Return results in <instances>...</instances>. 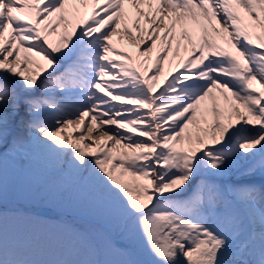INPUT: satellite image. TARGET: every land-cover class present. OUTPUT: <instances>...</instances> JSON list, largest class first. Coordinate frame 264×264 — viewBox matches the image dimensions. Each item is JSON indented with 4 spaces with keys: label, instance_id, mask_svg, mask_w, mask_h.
Wrapping results in <instances>:
<instances>
[{
    "label": "snow or ice",
    "instance_id": "1",
    "mask_svg": "<svg viewBox=\"0 0 264 264\" xmlns=\"http://www.w3.org/2000/svg\"><path fill=\"white\" fill-rule=\"evenodd\" d=\"M0 264H264V0H0Z\"/></svg>",
    "mask_w": 264,
    "mask_h": 264
},
{
    "label": "rangeland",
    "instance_id": "2",
    "mask_svg": "<svg viewBox=\"0 0 264 264\" xmlns=\"http://www.w3.org/2000/svg\"><path fill=\"white\" fill-rule=\"evenodd\" d=\"M8 171L10 181L9 197L7 202L11 204H17L19 208L22 206H33L32 197L34 194L35 181L39 180L40 178H44L48 183H52L55 180V177H52L46 173L39 156H37L33 161L31 167L26 168H19L15 162L10 160L8 162ZM33 230L42 232L46 231L47 228L44 225H34Z\"/></svg>",
    "mask_w": 264,
    "mask_h": 264
},
{
    "label": "bare ground",
    "instance_id": "3",
    "mask_svg": "<svg viewBox=\"0 0 264 264\" xmlns=\"http://www.w3.org/2000/svg\"><path fill=\"white\" fill-rule=\"evenodd\" d=\"M83 8V7H82ZM81 8V9H82ZM85 10L87 11V13H89V12H91V6H89V7H87V8H85ZM75 22V21H74ZM63 29V26L61 27V30ZM133 31L135 32V28H133ZM50 39L51 40H53V41H55L56 39H57V35L56 34H54L52 37H50ZM115 40H116V42H117V47L119 46H121L120 45V40H121V38H119V37H115L114 38ZM126 42V41H125ZM124 48H125V50L126 51H130V52H132L133 54H135L136 53V49L133 47V46H131L130 44H127V43H124ZM183 48V47H182ZM187 55V53L185 52V50H184V53H183V57H185ZM170 61L171 60H168L167 62H165L164 63V65H163V72H166L167 71V69H169V67H170V65L172 64V62L170 63ZM176 73V72H175ZM175 73H173V74H175ZM148 74H151V71H149V73ZM173 74H171V75H173ZM171 75H170V77L168 78V79H170L171 78ZM165 82V80L164 79H159L158 80V85H162L163 83ZM96 133H93V135H95Z\"/></svg>",
    "mask_w": 264,
    "mask_h": 264
}]
</instances>
